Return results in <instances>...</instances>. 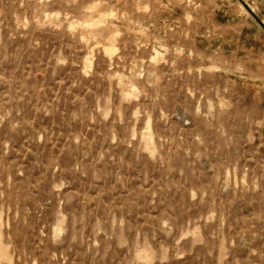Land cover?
<instances>
[{
  "label": "rangeland",
  "instance_id": "rangeland-1",
  "mask_svg": "<svg viewBox=\"0 0 264 264\" xmlns=\"http://www.w3.org/2000/svg\"><path fill=\"white\" fill-rule=\"evenodd\" d=\"M0 264H264V0H0Z\"/></svg>",
  "mask_w": 264,
  "mask_h": 264
}]
</instances>
